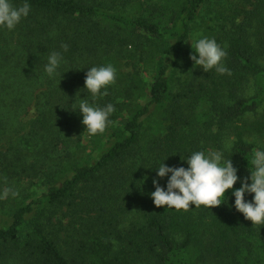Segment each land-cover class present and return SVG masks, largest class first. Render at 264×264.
I'll return each instance as SVG.
<instances>
[{"label": "trees", "instance_id": "trees-1", "mask_svg": "<svg viewBox=\"0 0 264 264\" xmlns=\"http://www.w3.org/2000/svg\"><path fill=\"white\" fill-rule=\"evenodd\" d=\"M205 1L29 0L15 29L0 28V184L34 189L0 199V264H264V225L235 209L231 189L219 205L187 210L150 195L164 159L187 167L191 151L221 152L231 138L223 158L245 177L256 147L247 141H264V0H242L208 34L231 74L195 64L180 74ZM135 50L138 63L93 100L87 68ZM52 51L63 60L50 78ZM81 99L114 106L86 161L72 158L85 150L72 110ZM147 119L157 132L143 141Z\"/></svg>", "mask_w": 264, "mask_h": 264}, {"label": "clouds", "instance_id": "clouds-1", "mask_svg": "<svg viewBox=\"0 0 264 264\" xmlns=\"http://www.w3.org/2000/svg\"><path fill=\"white\" fill-rule=\"evenodd\" d=\"M30 11L29 0H23L20 4H15L13 0H0V28L10 31L15 29ZM191 44L194 53L190 54V58L195 65L202 67L205 72L214 69L219 74H231L230 69L222 62L227 53L215 38L200 37L194 44L191 41ZM61 47L67 51L68 45L62 44ZM62 60L61 52L49 53L44 71L50 78L58 74ZM115 78L116 68L111 63L93 65L87 68L83 88H86L95 100L97 96L108 94L107 86L114 83ZM72 110L82 114L81 123L91 136L105 130L114 106L111 103L99 106L87 99H81ZM247 142L255 144L256 147L251 159H247L249 175L245 177L238 176V168L230 158H223V151L232 147L231 138L225 141L221 152L205 154L202 150L191 151L181 158L187 167L166 165L165 159L159 166L150 167L156 171V177L153 178L155 190L150 193L153 203L156 206L174 207L178 210H187L190 204L209 208L225 202L222 198L227 197L225 192L231 189L235 209L242 213L246 220H251L252 224L264 225V141L252 137ZM165 177L166 187H162L159 179ZM237 181L240 186L234 187ZM9 193L16 195L11 188H4L0 191V199L6 198ZM246 194H253L251 200L245 198Z\"/></svg>", "mask_w": 264, "mask_h": 264}, {"label": "rangeland", "instance_id": "rangeland-1", "mask_svg": "<svg viewBox=\"0 0 264 264\" xmlns=\"http://www.w3.org/2000/svg\"><path fill=\"white\" fill-rule=\"evenodd\" d=\"M242 0H206L205 4L202 8L201 12V20L196 24L193 31L190 34L189 40L187 42V53L185 55V58L183 59V64L180 65L179 72L181 74L182 69L185 67V65L192 68L194 65V61L190 58V54L194 53V49L192 48L191 41L193 44L195 43V40L200 37H209V32L211 30H214L215 28H218L219 23H225L228 24L230 19L234 16V13H232V10L234 6L239 8L242 6ZM207 27H210V30L207 29ZM213 28V29H212ZM191 40V41H190ZM198 56V53H196ZM125 57L117 59V62L111 63L116 68V79L119 78V75L122 73H125L127 69L132 67L133 63H138V50L131 51L126 53L124 55ZM144 63V62H143ZM149 67V66H146ZM153 67H150V70H152ZM146 68L142 69L145 70ZM153 72V70L151 71ZM149 73L148 75H145V79L150 80L152 79V73ZM146 74V73H144ZM144 130V139L145 141L148 136H152L154 133H156V127L155 122L153 120L147 119L144 121L143 125ZM87 130H85V136H82V142L85 144V150L82 149H75L72 155V158H77L78 160H88L91 156H93L94 151L90 150V147L94 145V139L89 137ZM18 180H3V183L0 184V191H2L4 188H11L13 191L18 194V197L26 196L29 192H32L33 185L30 181H18ZM22 185H24L22 187ZM12 195L11 193H9ZM13 196V195H12ZM10 201V200H9ZM3 211H7L6 209H2ZM67 219V218H63Z\"/></svg>", "mask_w": 264, "mask_h": 264}]
</instances>
